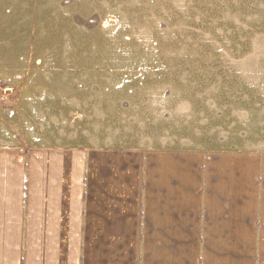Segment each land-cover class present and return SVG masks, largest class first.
<instances>
[{
    "label": "rangeland",
    "instance_id": "374dc122",
    "mask_svg": "<svg viewBox=\"0 0 264 264\" xmlns=\"http://www.w3.org/2000/svg\"><path fill=\"white\" fill-rule=\"evenodd\" d=\"M0 143L264 151V0H0Z\"/></svg>",
    "mask_w": 264,
    "mask_h": 264
},
{
    "label": "crops",
    "instance_id": "0c3cea01",
    "mask_svg": "<svg viewBox=\"0 0 264 264\" xmlns=\"http://www.w3.org/2000/svg\"><path fill=\"white\" fill-rule=\"evenodd\" d=\"M0 264H264V151L0 143Z\"/></svg>",
    "mask_w": 264,
    "mask_h": 264
}]
</instances>
